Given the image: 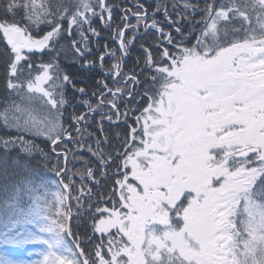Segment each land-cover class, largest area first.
<instances>
[{"label": "snow or ice", "instance_id": "1", "mask_svg": "<svg viewBox=\"0 0 264 264\" xmlns=\"http://www.w3.org/2000/svg\"><path fill=\"white\" fill-rule=\"evenodd\" d=\"M0 264H264V0H0Z\"/></svg>", "mask_w": 264, "mask_h": 264}, {"label": "trees", "instance_id": "2", "mask_svg": "<svg viewBox=\"0 0 264 264\" xmlns=\"http://www.w3.org/2000/svg\"><path fill=\"white\" fill-rule=\"evenodd\" d=\"M104 39L106 40L107 39V37L105 36L104 37ZM73 71H75V69H73ZM81 79H83V76H81ZM86 82V81H85Z\"/></svg>", "mask_w": 264, "mask_h": 264}, {"label": "rangeland", "instance_id": "3", "mask_svg": "<svg viewBox=\"0 0 264 264\" xmlns=\"http://www.w3.org/2000/svg\"><path fill=\"white\" fill-rule=\"evenodd\" d=\"M34 247H38V246H34Z\"/></svg>", "mask_w": 264, "mask_h": 264}]
</instances>
